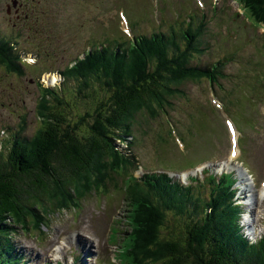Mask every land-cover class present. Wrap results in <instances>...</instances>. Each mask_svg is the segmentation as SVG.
Returning a JSON list of instances; mask_svg holds the SVG:
<instances>
[{
	"label": "rangeland",
	"instance_id": "374dc122",
	"mask_svg": "<svg viewBox=\"0 0 264 264\" xmlns=\"http://www.w3.org/2000/svg\"><path fill=\"white\" fill-rule=\"evenodd\" d=\"M2 1L5 3V11L7 12L8 3L14 4L16 0ZM20 1L24 2V0ZM185 1L186 7L192 5L191 0ZM206 1L208 2L209 0ZM244 1L247 2L249 11L254 13L255 6H258V3L251 4L249 0ZM94 2L97 7L100 31H111L116 42H121L126 38L123 27L118 24L119 13H124L126 25L131 33L134 36H139L143 34L142 31L145 29L148 22L153 23L155 29L159 30L161 22L164 20V15L174 8H177L175 0H94ZM227 2L228 6L222 16V20H212L210 23L212 35L208 36V38L212 40L215 47L204 55L196 57L195 61L201 64H209L211 61L223 56L230 50L229 39L222 32V26L225 25L226 29L230 31L239 25L240 20L234 18L233 13L235 7L232 6L229 0ZM67 4L70 10V17H72L74 12L79 16V14L84 12L86 14V11H88V7H82V3L79 0H67ZM200 13L201 11H195V14ZM188 14H190V11L186 12V15ZM175 15L174 13L169 17L170 23L175 21ZM106 16L107 24H102V18ZM196 16L197 15H190L189 17L196 18ZM2 20L3 19L0 18V22ZM256 28L257 27L253 25V30ZM79 37L80 36H77L74 40L73 47L71 46L72 50H74V46L76 47L78 45ZM252 41L256 44L259 54H263L264 38L259 34H254L252 36ZM103 42L104 41L101 39L100 43ZM232 42L233 48L231 56L236 57L239 54V49L246 43L237 38L233 39ZM22 52L26 53L25 50H22L19 53L20 59H25L26 62L34 64L28 65V68L25 67V73L22 78L8 76L3 72V69L0 68V150H5L11 145L10 140L13 138L12 133L14 132V135L17 133L18 130L16 129L19 125L23 124L24 118H26L27 128L23 130L22 134L29 138L37 131L41 133L46 132V130L54 124L53 111L48 113L51 117L46 118L42 115L46 113L45 109L41 105H37L41 95L40 88L41 85L43 86L41 80L44 79L46 82L48 81V83H50L53 81V78H55L57 84L54 87L66 88L70 93H72L76 87V83L71 77L65 80L63 76L59 77L58 74L49 78L50 74L43 73L46 70L54 69L56 66H59L61 70H63L64 62L54 63L52 67L49 61L38 64L39 56L30 53L24 54ZM253 53L254 50L250 46L244 51V56L249 57ZM60 56H63V54L61 53ZM75 59H77L76 53ZM185 66L186 56L178 62L170 63L165 75L160 76V79H158L159 82L170 81L177 86H181L184 94L167 92L164 95H160L157 92L155 94H148L146 98H143L142 103H140V114L132 119V127L130 129L132 138L129 139L128 142L130 145L133 144L132 148L138 150L142 159H148L150 156H153L149 159L152 160L153 158L154 161L156 154L162 153L164 156L169 157L172 155L171 152H174L172 150L177 149V144L174 139L169 136L171 128H174L173 134L178 133L183 143H188L195 138L196 130V138L191 141L189 148L186 145L187 157L185 158V156L176 153L172 155L173 160H176L178 163H185L187 159L192 160L193 158H198L201 153H208L209 150H212L214 151L212 156L230 161L232 158L229 157L230 144L224 122L225 117L222 112L214 108V104L210 102V98L213 95H218V98H221L225 95V89L232 90L234 93L239 92L238 84L245 82L242 64L240 62L231 63L225 68L224 73L227 75V78L221 79L223 89L213 86L208 81L185 83L184 74L182 72ZM255 74L257 78L263 75L260 67L257 68ZM154 82L157 83L156 81ZM145 83L147 85L152 84V82L147 79ZM48 86H50V84H48ZM88 91L90 92L89 89ZM101 94H104L109 99L106 104H102L101 100L97 98L80 99L79 96H76V101L71 103V107L75 111L72 115L77 117L85 110H89V106L92 107V110L101 109L105 115H109L113 109L110 108L111 103L108 88L100 91L99 95ZM44 95L45 94L41 96L43 97ZM69 97L72 99L71 96ZM53 103L55 104V101H53ZM54 107L53 110L57 109L56 105H54ZM59 108H63L64 110L67 108V105H63V107ZM237 109L243 111L250 117V124L241 123V129L245 135L243 147L247 150V156H242L240 160L249 159L251 162L250 164L260 170V175H264V101L255 107L243 103L242 105H238ZM18 115L22 116L18 117ZM172 120L179 123L190 120L194 124L195 130L192 123L189 121L177 129L176 126L172 124ZM72 121L73 118L69 115L64 125V134L71 127ZM92 123H96V121L90 122V124ZM216 128H219V130ZM126 135L128 136V134ZM117 143L120 144V148L115 149L111 147L110 144L111 148L107 150L104 161L101 163L100 159L99 163L94 166V168H96V173L99 174L100 177L106 179L107 183L103 184L101 181L102 178L100 179L99 176L93 177L91 181L94 183V187L89 196L83 201L82 205L73 203L76 202V199H83V192L77 184L70 185L57 196L56 201L51 205V211L45 207L40 212V216L46 214L49 216L50 214L46 225H44L45 222L41 220L37 222V218H31L30 221H28L29 225L35 227V230L38 229L37 232L28 231L27 229L15 226L13 238L16 240V247L23 244L29 246L30 256L26 258V264H44V261L41 260L37 252V246H35V244H37L35 242V236L42 233L47 234L50 232L51 228V234L54 240H58L61 236L63 240L68 241L69 245L73 242L70 233L79 231L82 233V237L84 236L86 238V241H77L76 247L74 248L75 250L77 249L75 253L71 250H69L67 254L66 251L64 252L69 264L72 261H74V264H78L79 262L85 264H100L99 260L96 259L97 252H94L92 247L99 248L98 246H103L108 236V230L107 226L103 224L101 218H99L96 213L100 211L102 214L103 211H105L111 216V213L115 212L113 206L121 207V205L124 204L125 206L119 214L120 219L116 221L114 226H111V229L114 228L116 234L110 239L112 242L120 239L122 245L117 254L118 258L121 257V251L128 246V241L124 240V235L128 234L127 231L131 233L132 230H137L138 227L135 219L131 222H126L127 218L125 216L127 214V208H131V210L135 211L137 196L132 180L133 171H129L124 167V161L121 158V147L125 146L119 141H117ZM114 146H116V143H114ZM40 148H43L42 150H48L46 145ZM1 152L6 153V151H0V153ZM206 156L207 159L211 158L209 157L210 155ZM156 159L157 162L155 163H144L146 171L181 169L167 164L160 156H157ZM196 164V162L190 161L186 166L190 168ZM230 165L231 163L228 164V167ZM232 168L235 167L232 166L231 169ZM194 173L196 172H192L190 175H194ZM82 182H84V180ZM203 191L205 193L204 189ZM124 196L127 198L126 203ZM99 197L101 198L97 199ZM112 209L113 211H111ZM30 215H33V213ZM259 217L260 216L257 214L255 216L256 220ZM154 220L156 222V219ZM11 225L13 226L12 223ZM41 229L45 232H42ZM151 240L156 241L154 237H151ZM162 240L163 239L158 238L156 243L160 245ZM178 240L181 245L184 243L180 236ZM129 242L133 244L130 248V252L136 253V256H132L131 264H162L159 260L155 262L149 260L147 257V249L143 246L138 236L134 238L130 237ZM51 244L52 243L46 241V243L41 246L46 251V248ZM156 248L157 247L150 246L151 250ZM19 249L23 251L25 257L28 251L27 248L21 246ZM55 251L59 252L60 248L55 249ZM114 254L110 260L105 262L106 264L118 262L114 259ZM156 256H158L157 252ZM167 260L171 264H180L175 255L169 256Z\"/></svg>",
	"mask_w": 264,
	"mask_h": 264
},
{
	"label": "trees",
	"instance_id": "16d2710c",
	"mask_svg": "<svg viewBox=\"0 0 264 264\" xmlns=\"http://www.w3.org/2000/svg\"><path fill=\"white\" fill-rule=\"evenodd\" d=\"M51 1L45 0V4ZM254 22L264 25L262 24L264 23V0L258 1V6L254 10ZM22 29L23 25L10 26L8 31L14 36V41L18 38L17 35L21 33ZM192 37L194 47L197 51H201L199 38L193 35ZM0 40V62L11 72H23L22 66L15 61V57L11 52V44L4 42L2 38ZM143 51L149 58L156 57L158 60L160 58H170L171 52L166 48L161 51L160 49L146 46L145 43H143ZM37 52L39 56L44 54L43 49ZM190 56L186 60L185 80L196 82L208 80L212 84L219 83V78L213 74L214 67L210 65H193L192 57ZM122 59L127 64L129 74L136 75L138 67L133 64L131 57L126 55ZM70 71L74 76L75 67ZM154 81L157 82L158 79H150L151 85H147L145 80L139 83L136 80L134 86L119 95L115 102L111 104L110 108L113 110L109 115H105L101 109L96 110V113L103 118L95 123L94 128L86 129L80 127L72 136L67 134V132L64 134L68 108L64 110L59 108L63 107V105L69 107V100L58 89H54L53 92L47 90V93L51 94L55 100V104L52 105L54 120L52 127L43 133L37 131L35 137L31 139L23 136L21 129L25 127L23 125L20 126L19 131L15 135L14 132L12 133L11 145L7 148L6 153H0V250H4L6 247L10 248V242L5 240L2 235L3 222L5 220L17 218L25 223L28 215L34 213L35 210H38L35 212H40L39 209L42 208L44 202L56 196L69 183H80L85 178L94 176V166L99 163L100 159L101 162L104 161L105 153L109 150L110 144L111 147L113 146V141L122 139L123 131L119 127L129 125L130 120L137 112L138 104L143 98H146L148 94L157 92L163 95L169 91H180L171 82H163L157 85ZM105 88H108L112 95L116 90L114 84H108ZM256 88V85L252 86V89ZM259 98H262V95ZM54 105L57 108L55 110H53L55 108ZM44 108L46 113L42 115L46 118L51 117L48 114L50 108L48 106H44ZM112 120L114 122L110 123ZM43 145H46L48 150H42L43 148L40 147ZM193 180L202 185L200 180ZM147 188L149 193L146 195V200L158 210L161 217L172 215L180 219L184 225L177 223L176 230H178L175 231L176 234L182 235L184 243L182 245L177 243L169 245V251H166L163 255L164 264L165 260L171 255H175L180 264H222L217 258L216 246L223 245L221 240L225 239L227 227L222 222L226 207L221 203L219 195L217 194V199L209 195V199L214 205L223 206V215L219 222L221 229L218 228L215 217L206 215V209H203L198 203H190L189 210L186 212L180 210L172 201L161 196L155 190L152 181ZM212 188L217 193L215 188ZM205 193L208 194L206 190ZM188 215L192 218L189 219ZM39 218L40 213L37 222ZM137 226L142 227L139 222H137ZM203 227L207 229L208 234L200 240V245L197 249L191 233L198 232ZM168 231V227L164 223H160L157 236L170 238V232ZM173 240L176 241L174 238ZM1 254L2 251H0ZM14 254L18 257L24 256L23 251L19 248L14 250ZM148 256L154 259V254L151 250H149ZM257 261L258 264H264L262 260ZM253 264H256V262H253Z\"/></svg>",
	"mask_w": 264,
	"mask_h": 264
},
{
	"label": "clouds",
	"instance_id": "9594fccd",
	"mask_svg": "<svg viewBox=\"0 0 264 264\" xmlns=\"http://www.w3.org/2000/svg\"><path fill=\"white\" fill-rule=\"evenodd\" d=\"M82 3V7H88V11H86V14H97V7L96 4L94 2V0H79ZM3 3V10H2V19L6 17V11H5V3L2 1ZM12 9V17L16 16L15 21V25H23V29L21 31V38L18 41H22L23 43L29 42L32 40V45H36V47H34V53L33 54H37V52L35 53V51L37 50V48L40 45V49L44 51L43 56H39L38 59V64L39 63H46V62H50L51 63V67L54 65V63H60V62H64V68H66L68 66V61L70 58L75 57V52H72L71 49H68V55H66V51L64 48V44L65 42L70 46L73 47V42L74 40L77 38V36H80L78 39V45L75 47L74 46V50L76 51H84L85 49L89 48V45H91L93 39L91 38V36L89 35L87 30H80L79 31V24H78V14L76 12H74L72 14V17H70V10L67 4V0H52L50 3L45 4V0H24V2L20 1V0H16L14 2V4L8 3V9ZM59 9V11L57 12L56 16H53L54 13H52V11ZM8 12V10H7ZM81 14H85L81 13ZM86 14L83 20L86 19ZM10 17V24L13 22L11 21ZM57 18L59 19L58 22L59 25L58 27H54L53 29L51 28L52 26H46L47 25V21ZM7 38V37H6ZM4 38H2L3 40ZM8 39L11 40L13 43L17 42V39L14 41V38L12 37V35L8 32ZM8 43V42H7ZM15 44V43H14ZM31 45V43H30ZM24 47V46H23ZM26 51V48L24 49ZM28 53H30L28 51ZM63 54V56H60V54ZM91 53V51H90ZM89 53V54H90ZM145 53V52H144ZM126 55H129L132 59V62L134 65H136L138 67V70L136 72V75H132L130 78H126L123 81H116L114 80V82L112 84H114L116 86V90L114 92V94L112 95L111 92H109L110 95V103L112 104L116 98L127 92L128 89H130L132 86L135 85V82L137 80V83L143 81V80H149L150 79H160V76L165 75L166 72H162V71H156L154 75H150L149 73H147L146 71V66H145V59H144V55L142 53V57L140 55H137L135 53V51L133 49L128 51H125L123 53H120L118 55L119 57V61L123 64V66H126L127 68V64L126 62L122 59V57L125 58ZM77 59L80 58V55H77ZM167 60V59H165ZM28 65H34V64H30L28 62L23 63V65H21L23 67V72H11L8 70V68L0 63V68L3 69V72L8 75V76H12L13 78H22L24 76L25 73V67L28 68ZM50 67V68H51ZM61 68L59 66H56L54 69H49L48 70V74H52V75H58L60 74V70ZM58 79V77H57ZM65 80H67L64 77ZM208 81V80H206ZM219 81H221V79H219ZM43 86L41 85L40 88V93L41 95L45 94L43 97L40 95V98L38 100L37 105H41L43 108L44 106H48L50 108L49 112L52 111V105L54 104L53 101L54 98L51 96V94L47 93V90H50L51 92L54 91V89H58L60 90V92L62 93V95L69 100V107L68 108V116L70 115L73 118V121L71 122V127L66 131L67 134H69L70 136L74 135V133L76 131L79 130L80 127H84L86 129H92L95 126V123L90 124V122L92 121H98L99 119L103 118L100 117L97 113L96 110H92V107L89 106V110H85L82 114H79L77 117H74L72 114L75 113V111L72 109L71 107V103H73L74 101H76V96H79L80 99H87V97H84V93L88 92V94H93L94 98L98 99V87L103 90L105 89V87H100L97 86V88L95 90H90V92L88 91V87L86 85V83L83 81H81L80 83H76V87L74 89V91L72 93H70L69 90H67L66 88L63 89L62 87H57L55 88L54 86H56V81H51L50 83H48V81L46 82L44 79L41 80ZM163 82H169V81H163ZM163 82H157L159 83H163ZM185 83L188 81H184ZM183 82V83H184ZM209 82V81H208ZM50 84V86H48V84ZM210 84H212L211 82H209ZM157 84V85H158ZM217 84V83H216ZM215 85V84H212ZM78 87V89H77ZM177 89H179L180 91H178L181 94H184L183 89L181 88V86H177ZM159 94V93H158ZM166 94V93H164ZM163 94V95H164ZM72 99H70V97ZM91 96V97H93ZM55 97V96H54ZM46 99V101H44ZM103 99H105V101H103L104 104H106L108 102V98L104 95ZM143 101V99H142ZM141 101V102H142ZM140 102V103H141ZM242 102L236 103V104H229L227 105L228 111L226 113H223L224 117H228V116H235L238 114L236 107H238V105H242ZM139 106V105H138ZM45 109V108H44ZM48 112V113H49ZM22 115H18V117H20ZM136 116V114L134 115V117ZM133 117V118H134ZM132 118V119H133ZM132 119L130 120L129 125H125V126H121L119 127L123 133L128 134V137L131 139L132 137V133H131V127H132ZM25 120V118L23 119V121ZM191 122L190 120H186L184 122H182V126L186 123V122ZM67 122V121H66ZM114 120H112L110 123H113ZM192 123V122H191ZM172 124L174 126H176V121L172 120ZM26 129L27 125L22 124ZM19 125L17 128L20 129ZM193 127L194 124L192 123ZM182 126H176V128H180ZM173 130L174 128H171L169 131V136L170 137H176L177 139L180 140L178 133H174L173 134ZM195 130V127H194ZM23 132V131H22ZM35 134L31 137L34 138ZM195 138H196V130H195ZM195 138H193L192 140H190L188 143H183L181 140V142L185 145H189L191 143V141H193ZM119 141V139L117 140ZM117 141H113V148H120V144L117 143ZM114 143H116V146H114ZM127 145H130V143L128 142ZM111 147H109L110 149ZM122 148V153H121V158L124 161V167L126 169H128L129 171L132 170L133 171V177L132 180L138 177V172H137V168L138 162H151L153 163V158L152 160L149 159H142L140 154L136 155V163H134V167L131 164V161L129 160L127 153L125 151L126 147H121ZM245 149V148H244ZM243 149V150H244ZM237 152L239 154H244L247 156V150L246 152H243V150L241 149V147L239 146L237 149ZM2 151V150H0ZM172 153V152H171ZM176 154L175 152L172 153ZM107 155V151L105 153V156ZM162 153H158L155 155L154 158H156L157 156L162 157ZM229 155H231V148L229 149ZM104 156V159L106 158ZM164 156V155H163ZM102 163V162H101ZM243 171V169H240ZM99 176V174L96 173V168H94V176ZM93 177L90 178H85L84 182H80V183H69L68 186L70 185H74L77 184L80 187V190L83 192V199H76V202H74L73 204H79L82 205L83 201L89 196L92 188L94 187V183L91 181V179ZM100 177V176H99ZM102 177H100L101 179ZM228 178V176H227ZM235 185L239 187L240 190H242V186H247L244 183L241 182V177L239 172L236 173L235 175ZM103 184L107 183V180L102 178L101 179ZM154 183V188L155 190L161 195L163 196V192L162 190H164V185L162 183H160V181H158L157 179H148L147 181V185H150V182ZM227 181V179H226ZM139 183H140V179L137 180V182H134V187L136 189V196L139 197L142 201V207H141V211L139 212V216L137 219V222H139L141 224L142 227H137V230H132V232H128V234H125L124 240L128 241V246L121 251V257L118 258V254H116V260L120 263V264H131L132 263V256L135 255V252H130V248L133 246V244H131L129 242L130 237H139L140 240L143 243V246L147 249V257L149 258V260L151 262H155L157 260H159L162 264H164L163 262V255L166 251H169V245L171 244H181L180 241L178 240V237L180 236L182 238V235L176 234L175 231L176 230V225L177 223H180L183 225L182 221L180 219H178L177 217H173L172 215H169V217L167 216H163V218L161 217L160 213L158 212V210L151 206L147 200H146V196L139 191L138 187H139ZM248 187V186H247ZM215 190L217 192H219V198L221 200V203H223L226 207V211H225V215L223 217V223L226 225L227 227V233L225 238L227 239H231L233 240V233L230 229H228L229 223L235 218L238 217L239 218V222L240 223H244L246 225L249 224V222L244 219L242 220V209L241 207L238 210L232 209V202H230L229 200L223 198L222 193H221V189L219 188V186L216 184L215 185ZM65 188H62L56 196L49 198L47 200V202H44V205L42 206L41 209H39V211L41 212L43 210V208L47 207V209L49 211H51V205L52 203L54 204V202L56 201L57 196L60 194V192H62ZM148 190V188H147ZM235 194H237V196H239V192L236 191ZM183 199L188 198L190 200V202H193V194L192 191L190 189H185L183 192ZM101 197L97 198L100 199ZM125 198V203L127 202V198L126 196H124ZM209 198V197H208ZM166 199L168 200H172V197L170 195H168L166 197ZM217 199V198H216ZM211 200V199H209ZM249 200L247 199V202ZM127 205V204H126ZM144 205H145V209H144ZM245 207H247L250 210H253L251 207L243 204ZM125 206V205H124ZM178 208L180 210L183 211H188L189 207L186 206H180L177 205ZM230 206V207H229ZM117 207V206H116ZM201 207L205 210V214L208 216H214L217 223H218V228L221 229V226L219 224V222L221 221L222 215H223V206H216L212 203H201ZM229 207V208H228ZM113 209H115V206H113ZM113 209L111 211H113ZM101 210V209H100ZM127 210H131V208H127ZM38 211V210H35ZM33 213V215H28L27 217V221L25 223H23L20 219L14 218L13 220L8 219L5 220L3 222V226L4 229L2 230V235L5 237V240H8L10 242V248H5L4 250H0L2 251V254L0 255V264H26V258L28 256H30V252H29V246H27L26 244L23 245H19L16 247L15 244V239L13 238V232H14V228L15 226H19L22 229H27L28 231H34L37 232V230H35V227L31 226L28 224V221H30L31 218H38V215L40 212H35ZM103 211V210H102ZM220 211H221V215H220ZM235 213V214H233ZM98 215L99 218H101L102 222L104 225L107 226V230H108V235H109V231L111 228V224L115 225L116 221L120 219V215L116 212H112L111 216L108 215L107 212L103 211V213L101 214L100 211H98L96 213ZM236 215V216H235ZM50 216V214H49ZM49 216L44 215V216H40L39 220L45 222L44 225L47 224V220L49 218ZM189 219H191L192 217L190 215L187 216ZM187 218V220H189ZM156 219V222L155 220ZM109 221V222H108ZM11 223L13 224V226L11 225ZM150 223H152L150 225ZM160 223H164L167 227L168 230L170 232V238H160L157 236L158 233V225ZM120 227V226H119ZM42 232H45L43 229H41ZM52 228L50 229V232L47 234H40V235H36V243L40 244V245H44L47 242L52 243L51 245H49V247H53L54 250L56 247H60V251L56 252L55 254L50 253L49 259L47 261H44L42 259V261H44V264H69V262L66 260V256L64 254V252L68 249L69 251V244L68 241L63 240L62 237L60 236L58 240H54L52 234ZM67 234V233H65ZM207 235V234H205ZM204 235V236H205ZM203 236V237H204ZM246 236V235H245ZM151 237H154L156 239V241L159 239H163L162 242L159 244L156 243L155 240H151ZM202 237V238H203ZM233 237V238H232ZM249 239H247V241H249L248 243H245L244 247L241 245L242 241L241 238L236 240V243H238L240 245V248L242 250H238L237 252L238 254L241 255V259L243 261V264H253V262H256V264H258L257 260H262V262H264V254H259L257 253L258 251H260V249L258 247H256V243H258L259 241H253L251 239V236H247ZM108 238V236H107ZM176 239V241L173 240ZM201 238V239H202ZM235 239V238H234ZM178 240V241H177ZM260 242L263 243V240L260 239ZM199 242H194L195 247L198 249L199 248ZM121 241L120 239H118L117 241L114 242V249L116 248H121ZM21 246H25L27 248V253L26 256H16V254H14V250L21 247ZM150 246L152 247H157L154 250L150 249ZM236 249V248H235ZM149 250H151L154 254V259L150 258L148 256V252ZM216 250L218 255H220L217 258L221 261L222 264L227 263L229 264V262L234 263V264H241L240 260L238 262H236L234 256L232 254H229V249L228 247H226L225 245H218L216 246ZM156 252L157 255L156 256ZM38 254L40 255V257L42 256L41 253L38 252ZM67 254V251H66ZM222 255V256H221ZM240 257V256H239ZM246 257V258H245ZM230 259V260H229ZM51 260V261H49ZM254 260V261H252ZM118 263V264H119ZM70 264H74V261H72ZM78 264H85L83 262H79ZM165 264H171L170 262H168V260H165Z\"/></svg>",
	"mask_w": 264,
	"mask_h": 264
},
{
	"label": "bare ground",
	"instance_id": "6f19581e",
	"mask_svg": "<svg viewBox=\"0 0 264 264\" xmlns=\"http://www.w3.org/2000/svg\"><path fill=\"white\" fill-rule=\"evenodd\" d=\"M257 6H255V8H256ZM4 41H6V42H8V43H10V44H12V46L13 45H15L11 40H9L8 39V37L6 38V39H3ZM182 47V46H181ZM54 75H52V74H50V76H49V78H52ZM53 81H55V78H53ZM263 98V100H264V97H262ZM115 102V101H114ZM8 105V104H7ZM217 130H219V128H216ZM84 134V133H83ZM3 151H6V150H3ZM228 164L229 163H221V164H218V166H219V169H223V168H226V167H228ZM238 172H239V174H240V177H241V182L242 183H244L245 185H247L248 187H250L251 186V184H250V182H249V178L247 177V174H248V172L247 171H242V170H240V169H238ZM191 176V178L192 179H198L197 177H196V175L194 176V175H190ZM198 176H200L199 174H198ZM195 177V178H194ZM229 184H230V186L232 185V183H230V182H228ZM201 187H204V190H206V191H208L207 189V186H204V185H200ZM253 188V187H252ZM263 191H264V189H262ZM251 191V190H250ZM207 196L209 197V194H207ZM253 197L255 198L254 199V202H252L251 201V206H252V203H254V204H257L256 203V196H254V194H253ZM233 198H236V195L233 197ZM252 211H254V210H252ZM169 232V231H168ZM60 247H56L55 249H59Z\"/></svg>",
	"mask_w": 264,
	"mask_h": 264
},
{
	"label": "snow or ice",
	"instance_id": "6c2138e0",
	"mask_svg": "<svg viewBox=\"0 0 264 264\" xmlns=\"http://www.w3.org/2000/svg\"><path fill=\"white\" fill-rule=\"evenodd\" d=\"M230 127H231V125H230ZM233 155H235V153H233Z\"/></svg>",
	"mask_w": 264,
	"mask_h": 264
}]
</instances>
